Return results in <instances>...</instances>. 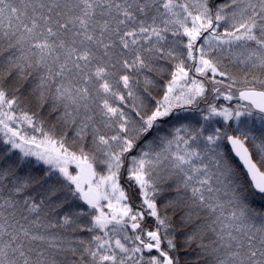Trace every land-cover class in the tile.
<instances>
[{
  "label": "snow or ice",
  "instance_id": "1",
  "mask_svg": "<svg viewBox=\"0 0 264 264\" xmlns=\"http://www.w3.org/2000/svg\"><path fill=\"white\" fill-rule=\"evenodd\" d=\"M264 0H0V264H264Z\"/></svg>",
  "mask_w": 264,
  "mask_h": 264
},
{
  "label": "trees",
  "instance_id": "2",
  "mask_svg": "<svg viewBox=\"0 0 264 264\" xmlns=\"http://www.w3.org/2000/svg\"><path fill=\"white\" fill-rule=\"evenodd\" d=\"M255 204L257 207H264V200H257Z\"/></svg>",
  "mask_w": 264,
  "mask_h": 264
}]
</instances>
